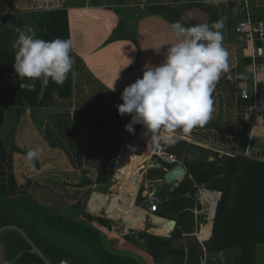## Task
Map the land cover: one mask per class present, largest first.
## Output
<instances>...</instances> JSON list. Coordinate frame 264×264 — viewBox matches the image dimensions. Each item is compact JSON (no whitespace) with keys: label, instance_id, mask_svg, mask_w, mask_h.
I'll list each match as a JSON object with an SVG mask.
<instances>
[{"label":"crops","instance_id":"1","mask_svg":"<svg viewBox=\"0 0 264 264\" xmlns=\"http://www.w3.org/2000/svg\"><path fill=\"white\" fill-rule=\"evenodd\" d=\"M154 5L186 9L197 6L214 14L224 22L223 45L229 52V71L221 75L212 93L211 118L187 133L161 129L159 138L170 141L163 142V147L175 157H184V149L176 145L184 140L220 155L242 154L264 163V117L253 120L247 113L252 97L264 95V54L255 55L248 35L237 29L245 13L264 20V0H0V17H19L34 25L31 27L37 36L46 40L70 39L76 72L75 77L70 73L62 85L50 81L42 98L38 97L40 89L34 93L22 87L30 81L18 76L15 87L0 84V88L14 89L9 98L0 101V140L7 153L0 160V180L4 187L13 180L14 195L30 193L48 212L88 222L109 251L130 256L141 264L177 262L173 254L154 259L146 240L138 235L144 232L162 237L175 234L181 239L176 241L178 246L197 241L203 248L200 264H239L237 246L215 252L204 249L211 237L214 212L210 217L202 195L213 194L217 204L221 192L198 188L195 196L185 193L171 197L170 192L187 173L176 180L177 185H170L157 211L149 210L148 179L160 183L163 177L156 179L157 170L150 174L148 170L162 164L138 171L142 164L160 160L135 141L137 131L143 127L134 125V133L129 134L124 126L131 116L117 113L123 89L142 76L145 65H159L168 45L175 42L168 21L143 13ZM16 36L15 31L0 27V51L8 53L12 63L11 43ZM128 59L132 63L124 67ZM5 69L10 68L0 65V74ZM118 70L115 90H110ZM244 88L249 93L247 98L240 95ZM136 144L145 151L138 153L135 157L142 158L134 161L132 148ZM36 146L42 148V153L29 164L26 153ZM112 149L115 155L111 174L98 182ZM178 163L169 164L174 167ZM170 220H174L172 227L167 224ZM0 247V264H8L1 242ZM257 256V264H264L259 249Z\"/></svg>","mask_w":264,"mask_h":264},{"label":"trees","instance_id":"2","mask_svg":"<svg viewBox=\"0 0 264 264\" xmlns=\"http://www.w3.org/2000/svg\"><path fill=\"white\" fill-rule=\"evenodd\" d=\"M184 8L178 5H154L146 7L143 13L159 15L169 23L180 20L186 27L198 25L182 16ZM0 18L1 30L5 31H14L9 25L19 28L32 25L12 15ZM7 54L0 51V65L12 69L13 63L8 60ZM39 89L40 82H36L34 93ZM12 90L9 87L0 88V101H3L2 97L9 98ZM34 100L39 103L37 98ZM2 120L3 109L0 108V128ZM176 145L184 149L185 156L178 154L176 159L182 162L188 174L170 192V196L180 197L185 193L195 196L198 188L221 192L217 204L213 194L207 192L202 195L209 216L214 212L211 237L204 243V249L215 252L237 246L240 248L239 264H257L258 249L264 254V163L242 154L220 155L184 140H178ZM132 150L134 161H137L142 157L135 156L138 153L142 155L145 148L136 144ZM6 155L0 140V160ZM114 155L115 149H112L98 182L106 180L111 174L110 164ZM159 162L162 167L148 170V174L157 170L159 176L156 179L163 177L164 167L173 165ZM148 181L163 192V186L155 179ZM15 188L13 180L8 187H4L0 180V242L8 264H58L62 259L70 264H141L130 256L109 251L100 240L99 232L88 222L48 212L30 193L14 195ZM136 204H139V199ZM98 220L105 222L102 218ZM138 235L146 240L148 252L154 259L173 254L177 258L176 264H200L203 248L197 241H187L185 245L178 246L176 241L181 239L175 234L171 237L146 232Z\"/></svg>","mask_w":264,"mask_h":264},{"label":"clouds","instance_id":"3","mask_svg":"<svg viewBox=\"0 0 264 264\" xmlns=\"http://www.w3.org/2000/svg\"><path fill=\"white\" fill-rule=\"evenodd\" d=\"M9 27L17 34L11 43L14 72L30 81L22 87L35 91L39 81L38 97L42 98L50 81L62 85L70 73L75 77L70 39L46 40L38 37L31 26ZM169 28L175 42L168 45L163 61L157 66L145 65L142 76L121 92L122 103L116 108L119 115L131 116L124 126L129 134L134 133L133 126L137 124L146 134H157L161 129L170 132L182 129L187 133L195 126H203L211 118L215 85L229 71L223 20L190 27L177 20ZM128 60L124 67L132 63ZM119 70L110 90H115ZM41 153L40 146L33 147L26 153V161L31 164Z\"/></svg>","mask_w":264,"mask_h":264},{"label":"built area","instance_id":"4","mask_svg":"<svg viewBox=\"0 0 264 264\" xmlns=\"http://www.w3.org/2000/svg\"><path fill=\"white\" fill-rule=\"evenodd\" d=\"M244 11V9H242ZM241 13V10H240ZM237 29L240 32H244L250 38L253 44V52L255 55L264 54V20H255L248 13L243 14L242 18L238 22ZM0 84L9 87H15L18 84V77L14 70L5 69L0 74ZM240 95L244 98L249 96L246 88L242 89ZM247 113L253 120L264 117V95H256L252 97L251 103L247 106ZM136 139L142 142L146 149L150 150L151 155L156 157L158 160L166 163H178L176 157L164 150L162 143H169L167 139H160L159 134H146L144 129H140L136 133ZM163 186V181L158 183ZM174 185H177L175 182ZM146 187L148 189V202L149 210L155 212L159 208V203L162 200V193L157 186L151 182ZM173 188V186H171ZM219 197V195H218ZM58 264H70L66 259H62Z\"/></svg>","mask_w":264,"mask_h":264},{"label":"water","instance_id":"5","mask_svg":"<svg viewBox=\"0 0 264 264\" xmlns=\"http://www.w3.org/2000/svg\"><path fill=\"white\" fill-rule=\"evenodd\" d=\"M182 16L187 17L193 21H195L198 25L199 24H208L211 25L212 22L219 20L214 14L210 13V12H206L200 8H198L197 6H191L188 9H185L182 12ZM153 166H161L160 162L157 163H148V164H142L138 171L148 168V167H153ZM165 173L163 175V187H164V191L162 193V197H166L168 192H169V188L170 185L175 184L176 180L182 178L183 176H185L187 174L186 169L184 168L183 164L178 163L177 165H175L172 168H164ZM147 191H145L146 194ZM169 226H173L174 225V220H170L167 223Z\"/></svg>","mask_w":264,"mask_h":264},{"label":"rangeland","instance_id":"6","mask_svg":"<svg viewBox=\"0 0 264 264\" xmlns=\"http://www.w3.org/2000/svg\"><path fill=\"white\" fill-rule=\"evenodd\" d=\"M138 132V131H137ZM135 138V137H134ZM136 142H139V141H137V140H135ZM141 144H143L142 142H140ZM153 157V156H152ZM150 162V161H149ZM0 251H1V247H0ZM0 259H1V257H0ZM3 264H7V263H3Z\"/></svg>","mask_w":264,"mask_h":264},{"label":"bare ground","instance_id":"7","mask_svg":"<svg viewBox=\"0 0 264 264\" xmlns=\"http://www.w3.org/2000/svg\"><path fill=\"white\" fill-rule=\"evenodd\" d=\"M137 141H139V140H137ZM140 142V141H139ZM144 145V144H143Z\"/></svg>","mask_w":264,"mask_h":264}]
</instances>
